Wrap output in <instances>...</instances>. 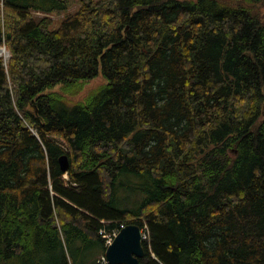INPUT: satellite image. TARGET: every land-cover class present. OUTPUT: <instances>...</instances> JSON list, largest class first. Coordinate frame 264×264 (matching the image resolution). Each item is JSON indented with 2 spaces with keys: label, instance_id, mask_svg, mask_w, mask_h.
Returning <instances> with one entry per match:
<instances>
[{
  "label": "trees",
  "instance_id": "1",
  "mask_svg": "<svg viewBox=\"0 0 264 264\" xmlns=\"http://www.w3.org/2000/svg\"><path fill=\"white\" fill-rule=\"evenodd\" d=\"M1 3L0 264H264V0Z\"/></svg>",
  "mask_w": 264,
  "mask_h": 264
},
{
  "label": "water",
  "instance_id": "2",
  "mask_svg": "<svg viewBox=\"0 0 264 264\" xmlns=\"http://www.w3.org/2000/svg\"><path fill=\"white\" fill-rule=\"evenodd\" d=\"M62 171H66L69 162L66 156L59 158ZM145 239L143 230L137 225L122 226L107 244L104 252L106 264H139L144 255L142 241Z\"/></svg>",
  "mask_w": 264,
  "mask_h": 264
},
{
  "label": "rangeland",
  "instance_id": "3",
  "mask_svg": "<svg viewBox=\"0 0 264 264\" xmlns=\"http://www.w3.org/2000/svg\"><path fill=\"white\" fill-rule=\"evenodd\" d=\"M0 8H2V3H1V0H0ZM77 9V7H73L71 8L67 13H62L60 15H52L50 16V18H52V22H53V25L52 27H56L60 24L61 20L67 15L69 14L70 12H73ZM38 17L41 16V14H36ZM0 48H3V46H1ZM6 49V48H5ZM6 52L8 53V56L7 58L5 57V55L3 54L1 57L3 59V62L6 64L8 59H9V52L6 50ZM7 59V60H5ZM103 83V80L101 79H97V80H94L90 83H88V85H86L85 89L78 95L74 96V97H68L67 98V102H68V106H72V104H75V103H78V102H81L84 100V98L88 95V93L90 91H92L93 89L97 88L98 86H100L101 84ZM106 238L108 239L109 237L106 236ZM103 263H105V260H103Z\"/></svg>",
  "mask_w": 264,
  "mask_h": 264
},
{
  "label": "bare ground",
  "instance_id": "4",
  "mask_svg": "<svg viewBox=\"0 0 264 264\" xmlns=\"http://www.w3.org/2000/svg\"><path fill=\"white\" fill-rule=\"evenodd\" d=\"M3 54H4L5 57L7 58L8 53L6 52L5 45H3V48H0V55L2 56ZM5 60H7V59H5ZM107 240H108V239H107Z\"/></svg>",
  "mask_w": 264,
  "mask_h": 264
},
{
  "label": "built area",
  "instance_id": "5",
  "mask_svg": "<svg viewBox=\"0 0 264 264\" xmlns=\"http://www.w3.org/2000/svg\"><path fill=\"white\" fill-rule=\"evenodd\" d=\"M115 234H113V236H114ZM111 241V239L109 238L108 240H107V244L109 243Z\"/></svg>",
  "mask_w": 264,
  "mask_h": 264
}]
</instances>
